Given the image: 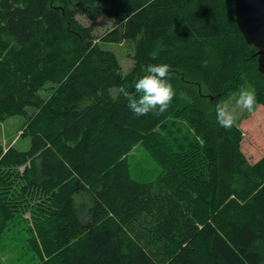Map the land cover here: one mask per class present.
Segmentation results:
<instances>
[{
	"label": "trees",
	"instance_id": "1",
	"mask_svg": "<svg viewBox=\"0 0 264 264\" xmlns=\"http://www.w3.org/2000/svg\"><path fill=\"white\" fill-rule=\"evenodd\" d=\"M235 2L0 0V126L37 112L27 151L0 142V243L24 264H264V155L216 118L251 84L258 108L243 128L264 149V75ZM101 15L115 29L97 37ZM122 42L134 45L129 73L103 48ZM158 63L175 96L137 117L128 99ZM138 145L161 168L151 182L133 176Z\"/></svg>",
	"mask_w": 264,
	"mask_h": 264
},
{
	"label": "rangeland",
	"instance_id": "2",
	"mask_svg": "<svg viewBox=\"0 0 264 264\" xmlns=\"http://www.w3.org/2000/svg\"><path fill=\"white\" fill-rule=\"evenodd\" d=\"M77 19L86 26L91 25V20L85 16L78 15ZM115 29V24L112 19L101 15L95 24V36L100 37ZM103 48L114 52L123 67L126 73H129L134 67V45L131 43H104ZM180 74H188L190 77H196L193 74L191 68L188 67L181 68L179 71ZM147 74V72H146ZM55 84H47L41 92L42 97L48 98L51 95L52 91L55 89ZM243 89H251L254 91V88L251 84L247 83ZM239 91L231 94L229 98L221 103L231 114L233 115L232 124L238 125L244 132L246 138L245 143L249 144L252 150L258 153V155H264V149L260 147L256 139L248 135V133L243 128V120L251 115L252 112L257 110V106L254 107V110L249 112L246 109L241 108L237 105L236 100L238 98ZM36 110L34 108H29L27 116H15L9 118L3 122L0 126V142L5 149H8L10 146H15L18 150L27 151L31 144V138L29 136H22V133L27 129V122H29L33 117H35ZM26 126V127H25ZM130 161L132 166L133 176L142 181H153L158 178L161 173V168L155 164L153 158L141 147L138 145L130 154ZM21 172L24 171V167L19 169ZM78 204L85 205L89 207L91 205L90 197L87 194H79L76 196ZM23 219L28 222L30 226L33 225V218L31 212L28 211L23 215ZM13 243L9 241H4L0 243V264H24L26 262V257L22 255V251L19 248H12ZM37 261V260H35ZM34 261V262H35ZM32 264V262L30 263Z\"/></svg>",
	"mask_w": 264,
	"mask_h": 264
},
{
	"label": "clouds",
	"instance_id": "3",
	"mask_svg": "<svg viewBox=\"0 0 264 264\" xmlns=\"http://www.w3.org/2000/svg\"><path fill=\"white\" fill-rule=\"evenodd\" d=\"M169 65L167 63L153 64L147 74L139 78L135 89L137 97L128 99V109L137 117L149 114L152 111L163 113L167 110L175 96L173 85L169 82ZM127 98L129 93L121 89ZM237 105L249 112L257 105L256 94L251 89H241L236 100ZM217 122L222 127H230L233 115L221 104L216 106Z\"/></svg>",
	"mask_w": 264,
	"mask_h": 264
},
{
	"label": "water",
	"instance_id": "4",
	"mask_svg": "<svg viewBox=\"0 0 264 264\" xmlns=\"http://www.w3.org/2000/svg\"><path fill=\"white\" fill-rule=\"evenodd\" d=\"M234 12L247 43L258 49V70L264 75V0H236Z\"/></svg>",
	"mask_w": 264,
	"mask_h": 264
}]
</instances>
